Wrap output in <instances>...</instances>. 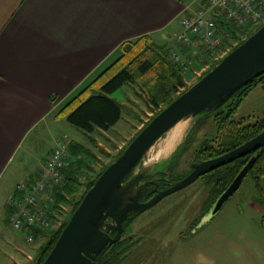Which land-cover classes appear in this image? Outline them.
Segmentation results:
<instances>
[{
	"label": "rangeland",
	"instance_id": "1",
	"mask_svg": "<svg viewBox=\"0 0 264 264\" xmlns=\"http://www.w3.org/2000/svg\"><path fill=\"white\" fill-rule=\"evenodd\" d=\"M223 19L224 17L216 18L221 28ZM255 30L248 33L251 34ZM245 31V29L239 30L242 33ZM245 36L241 34L237 35L236 39L228 38L227 45L224 38L220 47L225 46L223 51H227ZM174 41L181 44L175 39ZM171 48L179 53L175 45ZM186 51L191 56V50L186 49ZM181 58L184 59L182 56ZM207 64L209 66L201 70L202 72L196 69L199 75L210 68L212 61L208 60ZM195 75L192 73L187 75V85L196 80ZM111 97L123 103L122 116L105 133L95 131L93 134H87L69 124L66 116L76 105L60 114L49 132L42 129L32 132L22 145L13 164L8 167V171H5L6 174L4 173L6 182L4 189L0 185V207L2 208L1 200L5 188L11 189L15 183L24 181L29 172L35 170L37 160L45 156L54 139L60 137L61 133L67 134L85 154L86 151L95 154L97 162L89 160L95 169L91 174L94 176L95 172L118 155V152L157 111L148 106L146 92L136 85L125 84ZM263 117L264 89L257 86L242 101L233 120L249 124ZM191 125L192 122L189 121L180 129L178 140L167 150L166 144L172 133L168 134L154 147L151 156L164 163L173 149L185 138ZM216 134L213 122L210 119L205 121L195 132V141L192 145H189L185 151L177 153L174 167L177 168L179 164L180 169L188 171L190 163L194 161L195 150L200 140L204 136L207 139H215ZM93 138L95 142L92 141ZM74 161L75 159L72 158L71 166ZM12 166L16 167L15 171ZM80 178L83 182L84 177L80 176ZM83 190L84 185L81 183L79 193ZM206 198L207 191L200 177L189 186L164 197L153 207L129 220L125 238H131L132 246L123 264H264V198L250 175L245 176L240 187L223 204L220 211L209 222L194 231L197 227L194 226L198 224L204 213ZM65 208L68 214L70 207ZM65 216L63 212L62 221ZM70 217L71 214L67 216L68 220ZM57 225L59 224L55 226ZM0 237V264H33L38 248L45 241V238H42L31 244L27 243L22 234L4 223L3 210L0 213Z\"/></svg>",
	"mask_w": 264,
	"mask_h": 264
},
{
	"label": "crops",
	"instance_id": "2",
	"mask_svg": "<svg viewBox=\"0 0 264 264\" xmlns=\"http://www.w3.org/2000/svg\"><path fill=\"white\" fill-rule=\"evenodd\" d=\"M196 1L0 0L2 188L5 171L30 134L49 132L66 102L114 62L122 43L150 36L175 45L185 61L197 60L170 38L181 30L184 7ZM56 139L24 181L36 175ZM17 184L5 188L1 200L0 213L8 226L6 198Z\"/></svg>",
	"mask_w": 264,
	"mask_h": 264
},
{
	"label": "trees",
	"instance_id": "3",
	"mask_svg": "<svg viewBox=\"0 0 264 264\" xmlns=\"http://www.w3.org/2000/svg\"><path fill=\"white\" fill-rule=\"evenodd\" d=\"M221 21L222 28L217 24V21L216 24L219 32L224 34L226 45L228 44V38L236 39L238 34H242L246 35L244 37V39H246L252 34H249L248 31L253 29H245V33H242L239 32L241 28L237 29L234 26L229 25L225 19ZM244 39L237 43L236 46L242 43ZM236 46L231 47L228 50V53ZM224 47L225 46L220 49L223 50ZM115 57L116 58L111 65L103 69L92 82L83 86L76 96L66 102L61 109V113H63L72 106L76 105L68 112L66 116L67 121L69 124L80 129L84 133L93 134L95 131L106 132L120 120L122 116L123 103L118 102L112 98L111 95L125 84L130 86L136 85L146 92L148 96L146 102L151 109L157 110L153 117L156 116L163 108L168 106L174 99H176L194 83L193 82L192 84L187 85V75L189 73H193L196 69L200 70L202 64L200 60H195L192 63L187 60L185 62L187 69L186 71H183L180 64L175 63L168 56L167 44L164 41L150 36H142L122 43L116 50ZM219 62L220 59L212 61L210 68L197 77L196 80L207 73ZM207 63L208 61L206 60V64ZM257 86H261L264 89V73L237 91L218 110L212 112H202L187 133L184 141L172 154L167 167L164 170L165 173H163V176L170 181H175L186 175L191 170L189 166L188 171H184L179 168V164H176L177 168L174 167V161L177 158L178 152L185 151L189 145H192L193 141H195V132H197L204 122L209 119L215 126L217 137L215 139H207L204 136V138L200 140L199 145L195 150L193 158L194 161H204L220 156L262 132L264 130V117L249 124H243L239 121L237 122L233 120V117L242 101L247 97L251 90ZM147 123H145L136 132L132 139ZM92 141L95 142L94 138ZM130 141L126 144V146L130 143ZM126 146L118 152V155L114 159H112L108 164L102 166V168L98 172H95V174H93L94 176H92L91 174L95 171V169L89 160L97 162L95 154L88 151H86L85 154L83 150L78 148L70 138V142L68 144V153L70 155L69 159L71 161L73 158L75 161L72 162V166L69 161L67 166L63 169V174L65 175L64 183L61 186L54 187L52 190V196L54 197V204L51 207L52 216L54 217L53 226L44 231L30 228L34 234V242L45 238L44 243L38 248L33 264H42L57 241L60 233L66 226L68 220L67 216L69 214L72 215L85 193L92 187L95 180L107 168V166L123 152ZM87 155L89 157H86ZM252 157H255V159L249 169V174L247 173L246 176L250 175L256 185V188L264 198L263 146L259 150L242 158H238L235 161L201 177L202 185L207 191V198L204 203L205 208L203 209L204 213L208 211L216 199L227 189L236 175ZM80 176L84 177L83 182L80 180ZM81 183L84 185V190L79 193V186ZM61 206H63L64 209H62ZM66 206L70 207L68 214H66ZM9 212L8 208L7 220ZM63 212L66 216L62 221L63 216L61 217V214ZM129 220H127L124 224L121 239L117 243L109 246L94 264H123L129 254V249L132 246L131 238H125L127 226L130 222ZM56 224L59 225L55 226Z\"/></svg>",
	"mask_w": 264,
	"mask_h": 264
},
{
	"label": "water",
	"instance_id": "4",
	"mask_svg": "<svg viewBox=\"0 0 264 264\" xmlns=\"http://www.w3.org/2000/svg\"><path fill=\"white\" fill-rule=\"evenodd\" d=\"M263 73L264 22L154 116L107 166L85 193L42 264H94L109 246L121 239L127 220L153 207L164 197L189 186L205 174L263 147L264 130L220 156L192 161L189 165L190 172L163 190L157 189L158 183L153 179L144 180L164 170L172 154L185 139L173 149L164 163H160L151 156V151L163 138L173 134L177 128L182 129L189 121L192 122V127L202 112L218 110L237 91ZM254 159L252 157L246 163L194 231L209 222L236 192ZM149 185H153L155 194L147 201H140Z\"/></svg>",
	"mask_w": 264,
	"mask_h": 264
},
{
	"label": "built area",
	"instance_id": "5",
	"mask_svg": "<svg viewBox=\"0 0 264 264\" xmlns=\"http://www.w3.org/2000/svg\"><path fill=\"white\" fill-rule=\"evenodd\" d=\"M217 17H224L227 23L237 29H256L264 22V0H197L184 7L179 18L181 30L170 38L190 49L191 59L202 62L200 71L209 66L206 60L215 61L228 53V50L220 49L225 37L218 30ZM167 50L169 57L186 71V61L181 55L170 45H167ZM195 74L200 76L199 71ZM69 142L67 134L57 138L36 175L30 180L19 182L6 198V206L10 211L9 225L22 234L29 244L34 242L30 228L44 231L53 226L52 190L65 181L63 169L70 158ZM61 208L64 209L63 206Z\"/></svg>",
	"mask_w": 264,
	"mask_h": 264
},
{
	"label": "flooded vegetation",
	"instance_id": "6",
	"mask_svg": "<svg viewBox=\"0 0 264 264\" xmlns=\"http://www.w3.org/2000/svg\"><path fill=\"white\" fill-rule=\"evenodd\" d=\"M250 160V159H249ZM165 170V169H164ZM164 170H162L161 172H159V173H157V174H155L153 177H146L144 180H154L155 181V183H158V186H157V189L158 190H163V189H165V188H167L171 183H173V182H175V181H177V180H179V179H181V178H183L184 176H186V175H184L183 177H181V178H179V179H177V180H175V181H170L169 179H167L165 176H163V173H165V171ZM153 185H149V188H148V190H147V192H146V194L141 198V200L140 201H147L148 199H150L154 194H155V192L153 191ZM149 195V196H148ZM146 196H148V197H146ZM146 197V198H145ZM211 207H212V205H211ZM211 207L208 209V211L207 212H205V213H203V215L200 217V220L198 221V223L201 221V219L206 215V214H208V212L210 211V209H211ZM198 225V224H197ZM197 225H195L194 227H196ZM193 229V228H192Z\"/></svg>",
	"mask_w": 264,
	"mask_h": 264
},
{
	"label": "bare ground",
	"instance_id": "7",
	"mask_svg": "<svg viewBox=\"0 0 264 264\" xmlns=\"http://www.w3.org/2000/svg\"><path fill=\"white\" fill-rule=\"evenodd\" d=\"M180 134V128H177L175 132L170 136V139L167 141L166 148L170 149L176 142V139L178 138V135Z\"/></svg>",
	"mask_w": 264,
	"mask_h": 264
}]
</instances>
